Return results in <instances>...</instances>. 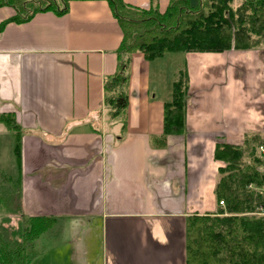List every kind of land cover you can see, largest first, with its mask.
<instances>
[{
  "label": "crops",
  "instance_id": "0c3cea01",
  "mask_svg": "<svg viewBox=\"0 0 264 264\" xmlns=\"http://www.w3.org/2000/svg\"><path fill=\"white\" fill-rule=\"evenodd\" d=\"M169 2L157 0L159 11ZM14 14L0 7V24ZM122 38L106 0H73L65 14L39 12L0 31V114L12 113L21 127L13 175L23 214L59 218L60 238L73 231L64 245L36 248L31 264H187V218L218 207L216 143L264 140L262 48L151 61L134 52L122 132L104 106ZM180 71L186 129L155 148L151 138L164 131V104Z\"/></svg>",
  "mask_w": 264,
  "mask_h": 264
},
{
  "label": "trees",
  "instance_id": "16d2710c",
  "mask_svg": "<svg viewBox=\"0 0 264 264\" xmlns=\"http://www.w3.org/2000/svg\"><path fill=\"white\" fill-rule=\"evenodd\" d=\"M73 0H0L15 14L0 24L24 23L37 13L52 11L58 15L69 10ZM117 19L123 38L117 49V70L104 82V106L110 119L122 121L126 130L131 56L142 52L149 61L169 53L212 52L230 49L249 50L264 44V0H170L160 12L157 0L149 9L106 0ZM188 101L187 74L180 71L173 81L172 98L164 104V131L153 136L155 148L167 144V136L186 129ZM13 136L17 164L21 158V127L12 113L0 114ZM259 135H247L243 145L218 142L214 158L223 163L224 174L215 188L224 208L216 214H193L187 218V264H264V218L250 216L264 206V196L248 187H264V154L255 145L263 143ZM248 155V161L245 156ZM21 181L0 167V264H31L36 257V240L57 228V217H28L22 210ZM227 214H224V213ZM18 217L19 226L11 225Z\"/></svg>",
  "mask_w": 264,
  "mask_h": 264
},
{
  "label": "rangeland",
  "instance_id": "374dc122",
  "mask_svg": "<svg viewBox=\"0 0 264 264\" xmlns=\"http://www.w3.org/2000/svg\"><path fill=\"white\" fill-rule=\"evenodd\" d=\"M241 2H242V0H234V6L237 7L238 5L241 4ZM261 48L264 49L263 43L259 47L252 48V49H261ZM230 50H236V49L232 48ZM230 50H227V51L221 52V53H226ZM249 50H251V49H249ZM208 76L213 77L211 74H208ZM208 87H210V86H208ZM262 141H264V140H262ZM261 146L264 147V142L260 143V145L259 144L255 145V148H256L255 151L257 154H264V152L260 148ZM248 158H249L248 155H246L245 160L248 161ZM15 164H16V158H15L14 153H13V138L11 136V132L8 130V128L4 124H0V167L3 168L7 173H9L13 177H15L13 175V173L15 171ZM257 168L260 172L264 173V165H259ZM223 175L224 174H220V179L223 177ZM248 188L255 191V192H258L259 194H262L264 196V187L259 188L256 185L251 184ZM216 200H217V198H216ZM217 204H218V207L215 210V212L210 213V214H216L221 208L225 207V204L224 203L221 204V201L219 202L217 200ZM224 214H227V213L225 212ZM246 214L250 215V216L252 215V216L264 218V206H259L255 209V211L248 212ZM202 215H204V214H202ZM11 223H12L11 225L17 227V226H19L20 220L18 219V217L13 216L11 219ZM60 231L61 230H59L57 227V228H54L52 230H49L47 232L42 233L39 236V238H37V240H36V246L39 243L38 246L36 247L38 249V252H41V251L43 252L45 249H47L50 246V244L51 245L53 244V247H55V244H58V245L59 244H63V245L66 244V242H68L70 240V237H72L73 231H71V230L66 231L65 230L66 232H64L62 238H60L61 237ZM54 237L58 238V239H56V241H55ZM37 241H38V243H37ZM37 249H36V256L38 255Z\"/></svg>",
  "mask_w": 264,
  "mask_h": 264
},
{
  "label": "built area",
  "instance_id": "2783aa9c",
  "mask_svg": "<svg viewBox=\"0 0 264 264\" xmlns=\"http://www.w3.org/2000/svg\"><path fill=\"white\" fill-rule=\"evenodd\" d=\"M260 148H261V150L264 152V147L261 146ZM221 204H223V201H221Z\"/></svg>",
  "mask_w": 264,
  "mask_h": 264
}]
</instances>
